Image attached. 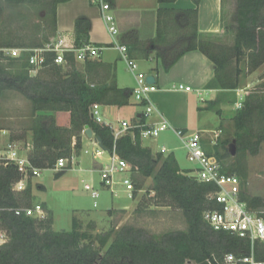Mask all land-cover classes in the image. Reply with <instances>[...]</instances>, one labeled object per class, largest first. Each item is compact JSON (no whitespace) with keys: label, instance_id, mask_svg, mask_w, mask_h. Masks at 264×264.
<instances>
[{"label":"trees","instance_id":"1","mask_svg":"<svg viewBox=\"0 0 264 264\" xmlns=\"http://www.w3.org/2000/svg\"><path fill=\"white\" fill-rule=\"evenodd\" d=\"M67 1L0 0V96L16 92L30 104V119L25 131L31 133L32 148L27 153L31 165L48 169L59 158L78 154L80 133L88 126L100 137L104 150L110 152L114 147L117 155L126 161L135 185L134 196L141 189L139 178H150V185L145 190L147 199L135 210L141 211L149 204L178 209L183 215L185 227L149 233L125 224L105 232H94L92 222L82 229L78 220L73 218L71 229L64 231L52 228L51 212L43 204L47 213L43 219L0 211V227L6 234V240L0 243V264H226L228 254L237 259L249 255L251 243L248 239L216 231L203 218L206 210L221 208L212 198L217 191L215 184L198 182L187 170L180 168L173 153L164 155L143 146L140 129L132 128L115 138L114 130L108 124L97 122L92 117L94 105H126L132 95L131 89H119L112 85L90 86L83 71L76 66L72 52L64 53L63 64L53 62V52L44 53V63L32 74L35 68L28 62V52L14 57L3 51L6 48L44 47L51 41L50 36L56 39V7ZM104 1L114 3L115 0ZM195 3L198 4V0ZM6 5L44 8L50 17L48 33H43L41 38L33 34L27 41L12 36L7 27L10 20H2ZM175 20L181 26L186 23L189 29L183 40L175 45L176 53L167 51L160 55L164 69L167 70L184 52L199 50L203 53L214 67L213 77L205 88L217 92L198 110L221 115V104L234 103L235 98L231 99L228 95L234 97L233 92L241 88V62L245 63L247 73L264 64V0H235L230 25L234 32L231 45L218 41L212 35L199 36L197 8L184 10L176 15ZM161 31L158 17L157 36L161 35ZM134 34L135 31L128 33L129 36ZM89 42L87 20L76 19L73 46ZM84 62L89 64L87 59ZM58 111L69 113V127L56 124L54 113ZM231 121L232 136L205 147L206 153L214 155L218 162L231 155L229 144L232 141L237 156L258 153L264 141V75L258 86L236 108ZM72 137L75 138L73 145ZM15 138L11 136L10 139ZM220 169L241 179L240 196L250 209L259 210L264 206L260 197L250 196L244 191L246 174L241 165L222 163ZM63 173L64 170L57 171L55 176ZM20 178L21 174L13 164L0 165V209L32 206L30 178L24 190H12V185ZM253 254L256 260L264 261V242H254Z\"/></svg>","mask_w":264,"mask_h":264},{"label":"crops","instance_id":"2","mask_svg":"<svg viewBox=\"0 0 264 264\" xmlns=\"http://www.w3.org/2000/svg\"><path fill=\"white\" fill-rule=\"evenodd\" d=\"M101 3L109 5L106 12L113 16L118 29L114 35L109 33L102 19ZM232 6H235V0H198V4L195 0H115L114 3L104 0H69L59 3L56 7V40L64 39L66 43L73 45L75 21L80 18L86 19L88 39L91 44L101 49L98 55L87 59L88 65H85L84 61L75 59L76 66L83 71L90 86L112 85L119 89L132 90V95L124 106L97 104L96 110L101 119L100 122L108 124L117 131L123 120L134 124L155 123L165 119L173 128H181L187 132L198 131L201 134V131L206 129L200 128L203 123L199 118L196 121L191 119V104L198 99L206 102L216 96L217 90L205 88L214 74L212 62L199 50H190L184 52L166 70L160 55L167 51H170V54L176 53L175 45L183 40L187 28L189 29L186 23L181 26L176 22V15L182 14L184 10L197 8L199 36L212 35L213 38H218L225 31V10ZM158 17L162 29L159 36L156 34ZM130 31H135V34L129 36ZM116 43L127 47V55L135 62L138 72L155 78L153 83L155 89L148 93L149 102L154 106V110L147 118L142 115L146 102L137 100L133 95L136 88L135 75L128 69L126 61L115 48ZM204 94L209 95V99L203 98ZM203 102L198 103L196 107L199 113L204 112L198 110L199 107L204 106ZM54 118L58 126H70L68 112H55ZM23 128L15 134L16 138L12 141L18 145L24 143L26 146H22L23 152L28 153L32 148L31 133L25 131L26 127ZM83 130L80 133L81 148L75 157L82 158V153L91 154L88 170H98L106 162L108 151L101 148L93 138L86 137ZM0 131L7 134L4 135L6 142L11 141V131L15 132L8 127H2ZM163 132L166 133L161 139V144L154 147L144 145L142 142V145L149 147L153 152H162L164 155L173 153L180 168L193 175L195 166L185 165L188 159L182 142L172 130ZM92 136H95L93 131ZM158 137L151 140L154 142ZM74 141L75 138L72 137V145ZM38 184L39 187H43L41 183ZM101 187H103L102 184ZM32 195L34 196V189ZM113 209L116 208H109L108 212Z\"/></svg>","mask_w":264,"mask_h":264},{"label":"rangeland","instance_id":"3","mask_svg":"<svg viewBox=\"0 0 264 264\" xmlns=\"http://www.w3.org/2000/svg\"><path fill=\"white\" fill-rule=\"evenodd\" d=\"M235 6L225 10V31L218 37V41L231 45L233 43L234 32L231 29V16ZM10 20L7 27L12 31V36L19 37L22 41H27L33 34L39 38L42 34L48 33V23L50 17L46 10L32 6H11L4 7L2 20ZM227 27V30H226ZM51 41L54 37H49ZM50 41V42H51ZM47 44V43H45ZM68 44V43H66ZM71 45V44H68ZM240 67L243 73L240 76L241 88H237L229 98H235L234 103H224L221 105L222 114L218 115L212 111L197 112L198 103L203 101L198 99L191 104V119L195 121L199 118L203 123L201 131L203 147L213 145L220 140L232 136L231 117L235 112L236 103L241 104L244 97L262 81L264 75V64L257 70L247 73L246 65L241 62ZM35 71H32L34 74ZM178 86V85H176ZM232 92H229L231 94ZM237 93H239L237 95ZM203 98L209 99V95L204 94ZM204 106L206 102L204 101ZM140 109H142L140 107ZM145 109V107L143 108ZM30 104L28 100L14 92H6L0 96V127L10 128L11 136H16L20 129L27 127L30 119ZM26 117V118H24ZM152 117V116H151ZM63 127V126H61ZM24 129V128H23ZM166 132H161L156 141L152 138H143L144 145L156 147L161 144V139ZM9 134V132H8ZM7 134L0 131V148L6 143L4 138ZM19 148L26 145L19 144ZM67 164L64 173L56 177L51 169H43L39 176L31 180L32 190L34 189L33 203H42L51 212L52 228L54 230H70L73 218H76L85 229L87 224L92 222L94 232H105L112 227H119L125 224L133 225L144 229L149 233H161L170 229H183L185 221L180 210L171 207H155L149 204L145 209L136 211L139 204L147 199L146 188L150 185V178H139L141 189L137 191L133 198H128L121 185H115L114 194L106 188L101 187L100 173L98 170L89 171V159L91 154L82 153V158L75 157ZM214 156V155H213ZM215 157V156H214ZM220 165L230 163L239 164L243 167L246 178L244 191L250 196L260 197L264 201V141L261 142L257 154L230 155L218 162ZM185 165L192 166L188 160ZM128 176L127 173H118L117 178ZM240 179V178H239ZM241 181V179H240ZM41 183L43 187H39ZM92 184L98 191L97 198L92 197L89 190L84 188L85 184ZM109 208L113 209L108 212ZM118 208V209H117ZM259 210L264 211V206ZM6 240L4 230L0 229V243Z\"/></svg>","mask_w":264,"mask_h":264},{"label":"built area","instance_id":"4","mask_svg":"<svg viewBox=\"0 0 264 264\" xmlns=\"http://www.w3.org/2000/svg\"><path fill=\"white\" fill-rule=\"evenodd\" d=\"M102 19L109 33L116 34L118 29L115 26L114 18L106 12L109 8L107 3H101ZM115 48L121 53L126 61L128 69L134 73L136 79V88L133 95L139 101H145V109L143 117L147 118L154 110V106L149 102L148 93L155 89L153 83L146 81V76L138 72L135 62L127 55V47L125 45L115 44ZM101 47L89 43H85L79 47L68 45L64 39H57L37 48H6L3 51L11 56L17 57L22 52H28V62L38 69L45 61L44 53L53 52V62L55 64H63L65 62L64 53L72 52L76 60L84 61L90 57L98 55ZM181 88V86H180ZM239 107L240 104L236 103ZM97 105L92 108V117L98 122L101 121L96 110ZM132 128L140 129L142 138H156L165 130H172L174 135L182 142L186 149V155L189 162L195 166L193 175L198 182L212 183L217 186V191L213 193L212 198L220 205V209L206 210L203 213L204 220L210 227L216 231H226L240 238H246L251 243V252L249 255L237 259L233 254L225 257L226 264H235L241 262L244 264H264V261H258L253 254V245L255 241L264 242V211L250 209L246 202L241 199V181L235 174H227L221 171L220 164L213 155H208L202 145V137L198 131L187 132L181 128H173L169 123L162 119L155 123L137 122L130 124L127 121L120 122V129L114 131V137L117 138L125 131ZM214 144V143H213ZM74 155L70 158H59L53 167L48 168L54 172L67 168V164L73 161ZM13 164L21 178L12 185V190L20 192L25 189L26 182L40 175L43 169L31 165L27 153L19 148L14 141H7L0 148V165ZM100 173V183L103 187L109 189L114 194L115 185H121L128 198L134 197L135 185L127 170L126 161L120 158L114 147L108 152L107 160L98 169ZM118 173H127L128 176L117 178ZM84 188L90 191L92 197L99 196L98 191L92 184H85ZM0 211H10L15 215H26L29 217L43 219L46 217V209L42 203H33L32 206L9 207L0 209ZM1 223V220H0ZM1 229V227H0Z\"/></svg>","mask_w":264,"mask_h":264},{"label":"water","instance_id":"5","mask_svg":"<svg viewBox=\"0 0 264 264\" xmlns=\"http://www.w3.org/2000/svg\"><path fill=\"white\" fill-rule=\"evenodd\" d=\"M146 81L148 83H154L155 82V78L152 75H147L146 76ZM83 133L85 134L86 137L93 138V140L95 142H97V144L102 148V144H101L100 137L99 136H96V135L95 136H92V130H91V128H89L88 126H85V128L83 130ZM229 152H230L231 155H235V153H236L234 141H232L229 144Z\"/></svg>","mask_w":264,"mask_h":264}]
</instances>
